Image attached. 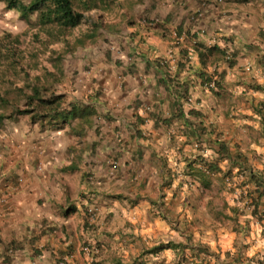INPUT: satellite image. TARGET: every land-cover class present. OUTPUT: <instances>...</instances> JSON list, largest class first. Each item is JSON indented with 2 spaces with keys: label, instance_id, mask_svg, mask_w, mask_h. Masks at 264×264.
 I'll return each mask as SVG.
<instances>
[{
  "label": "crops",
  "instance_id": "0c3cea01",
  "mask_svg": "<svg viewBox=\"0 0 264 264\" xmlns=\"http://www.w3.org/2000/svg\"><path fill=\"white\" fill-rule=\"evenodd\" d=\"M186 2L159 10L155 24L134 20L118 28L119 36L110 37L104 52L91 61L90 71L75 76L66 102L92 107L95 115L75 117L50 133L38 134L33 127L31 135L42 151H0V264H62L61 258L66 264H80L76 248L87 236L105 246L100 264L142 259L145 242L156 246L158 238L172 233L167 221L175 201L187 199L189 205L188 197L197 190L196 182L183 175L186 161L199 154L207 162H217L222 171L228 168L205 148L204 141L216 134L232 154L239 151L264 174V135L254 112L257 104H264V0ZM198 2L201 19L191 23L187 17L200 10ZM195 43L225 49L235 64L229 67L217 60L203 69L192 49ZM181 50L186 51L184 58ZM201 71L223 72L218 96L201 87ZM179 86L192 100L189 106L186 99L180 100L190 121L186 124L182 116L176 117L173 92ZM191 108L200 116H187ZM201 121L211 136L201 135ZM12 133L9 141L26 134V129ZM236 172L221 189L229 191V206L241 207L240 195L252 186L240 187L244 178ZM219 178L211 177L214 186ZM87 204L93 210L90 220L98 227L88 234L83 228ZM261 204L264 209V198ZM178 212L179 220H191L186 210ZM122 218L137 224L125 230L129 234L119 225L114 228V221ZM247 219L250 237H260L264 220L259 225L248 211L240 216ZM215 232L219 239L229 237L230 246L219 243L235 252L233 241L241 235L233 230L225 235L220 234L223 229ZM67 249L73 252L60 257ZM103 252L117 253L120 261L111 263ZM169 252L165 249L152 260L160 257L162 264H172ZM246 256L263 260V239L249 244Z\"/></svg>",
  "mask_w": 264,
  "mask_h": 264
},
{
  "label": "rangeland",
  "instance_id": "374dc122",
  "mask_svg": "<svg viewBox=\"0 0 264 264\" xmlns=\"http://www.w3.org/2000/svg\"><path fill=\"white\" fill-rule=\"evenodd\" d=\"M186 1L189 2V0ZM214 1L215 3H211L212 5H222L225 2V0L220 3H217L216 0ZM179 2L180 0H105L104 6L100 5L98 8L88 12L82 11L84 15L83 23L67 33L64 36V41L52 43L47 33L36 23L35 15L30 18L28 23L24 22L19 19L17 12L7 11L3 0H0V97L6 99L8 104L12 106L18 104L20 90L28 93L32 85H44L49 88V94H62L64 95V100L68 101V89L72 87L75 76L79 72L87 74L90 71L91 61L93 59L94 61L97 60L99 55L104 52L105 44L108 45L110 37L113 38L119 34L121 30L118 28H124L125 25L134 20L140 21L143 25L155 24V20H159V10L167 9L171 7L169 6L171 4L174 7V4ZM181 2L183 3V1ZM206 3L204 7L207 6ZM198 4H200V10L187 17L191 23L201 19L199 17L201 2H198ZM186 6L188 5L185 4L182 7ZM96 22L100 23L98 24L100 28L97 31L98 38L92 42L85 41L81 47H74L75 40L81 38L83 34H87L93 23ZM117 30L119 31L118 33H116ZM228 53L227 55L231 59L232 55ZM19 105L21 104L19 103ZM33 127L40 134V127L31 125L28 117H20L17 123H4L3 126H0V151H42L41 145L36 142V137L31 135L33 134L31 132ZM18 128L26 129V134L13 136L11 141H9L10 134L13 135L12 131L14 130L15 132ZM51 129L52 127L44 128L47 133L52 132ZM48 136L50 135L48 134ZM232 178L226 179L224 183L229 185ZM221 187L222 185L219 182L210 191H193L188 197L190 204L186 205L187 199L183 202L184 207L187 206L186 209L182 207L183 203L177 199L175 204H173V214L168 216L167 221L172 233L164 237L163 240L158 238V244H169L174 247L181 243L195 248L198 245H202L207 247L211 253L217 255L220 262L224 263L225 253H232V251L226 250L224 245L221 246L219 240L223 244L227 242V246H230V239L229 237L219 239V233H216L215 230L223 229V233L220 234L225 235L224 232L229 233L234 230V222L224 217V215L230 214V210L226 206H229L231 199L228 195L229 191L223 190ZM86 206V209L89 210L88 207L90 205L87 204ZM178 209L186 210L190 214L191 220H179L181 212H178ZM89 211L84 212L86 221H83V228L87 230V234L94 231L93 227H97L96 224H92ZM192 215L197 216V218H193ZM184 216L187 215L184 214ZM92 219L95 222L99 220L96 217ZM125 221L124 218L115 220L114 228L119 225V228H124L123 231L129 234L132 230L131 227H136L137 224L133 225L130 222L128 224V221L124 224ZM128 229L130 231L126 232L125 230L128 231ZM104 233L103 231L100 232V237ZM240 235L237 240L238 247H243V254L240 258L241 263L251 264L257 261V264H264V259L260 260L258 258L255 260L254 257L246 256L249 244H259L260 240L263 239V235L261 234L260 237L256 236L255 239H252L250 234ZM187 236L190 237V241L186 239ZM91 239L88 236L82 238L81 243L76 248L77 259L80 264H100L98 258H101V251L105 246L103 243L93 242ZM247 241L248 243H246ZM150 242H145L142 249H149L150 246L148 245ZM235 242L236 240L233 241V246ZM72 252L67 249V252L62 253L60 257L67 256ZM169 253L174 260L172 264H216L212 256L204 257L202 254L192 252L186 247H181V250H178V248L176 250L171 249ZM103 254L111 263L120 261L118 260L119 256H116L117 253L103 252ZM232 254H235V252ZM153 257L155 256L147 255L142 259L147 264H162L160 257L156 261L152 260ZM121 261L122 264H130L131 262V260L128 262L126 259ZM61 263L66 264V261L61 258Z\"/></svg>",
  "mask_w": 264,
  "mask_h": 264
},
{
  "label": "trees",
  "instance_id": "16d2710c",
  "mask_svg": "<svg viewBox=\"0 0 264 264\" xmlns=\"http://www.w3.org/2000/svg\"><path fill=\"white\" fill-rule=\"evenodd\" d=\"M5 9L7 11H15L18 14L20 20L29 22L32 16H36V23L43 31L47 33L52 43L58 41H64V36L75 28L79 27L84 21V15L82 11L88 12L98 8L100 5H105V0H3ZM140 2V1H139ZM100 23H93L90 31L83 34L81 38L75 40L74 47H81L85 41H94L98 38V26ZM73 46V45H72ZM192 49L197 54L199 63L206 69L207 64L210 65L217 61L223 60L229 67H232L235 62L233 61V55L231 59H227V53L225 49H221L217 46L205 47L202 44H193ZM181 57L186 56V51H180ZM50 75V74H49ZM200 78L201 87L208 89L213 95L218 96L222 86L220 84L223 77V72L207 74L206 71H201L198 74ZM213 83V87H205ZM254 90L262 91L263 89L258 85H252ZM175 101L176 105V117L182 116L184 122L188 121L185 117L180 100H185L187 95L186 88L181 86L177 87ZM181 89V90H180ZM49 88L44 85H32L28 93L19 91L18 104L10 106L6 99L0 97V126L4 121H17L20 117H28L31 125H38L41 130L45 127L60 128L68 124L73 118L79 117L86 119L95 115V111L92 107H87L83 104L77 105L76 103L66 102L64 95L50 93ZM19 103L21 105H19ZM255 114L260 116V122L262 125V133L264 135V104L259 103L254 108ZM187 116H200L195 109L191 108L187 111ZM202 118V115H201ZM207 127L204 126L201 121V135L207 134L211 136V131L207 132ZM219 134H216L214 139L207 138L205 142V148L212 150L216 159L219 161H226L229 166L222 171L217 162H207L203 159L202 155L196 154L193 158L186 161L183 170L184 176H189L197 184L196 188L199 192H207L213 189L214 184L211 180L212 176L220 175L218 183L222 184L223 181L233 176L234 169L237 172L234 175H241L244 179L240 182V187L252 186V189L246 191L245 194H241L238 201L240 206H226L230 210L229 215H224L228 220L234 222V230L238 234L245 236L250 232L249 220L240 221V216H245L248 211L251 218L254 219L259 225L264 220V209H262V199L264 198V174L261 171L254 170L247 158L239 151L234 154L229 151L228 146L223 141L219 140ZM203 144V142H201ZM62 170H65L62 169ZM231 192V191H230ZM153 206L159 209L158 203H153ZM163 213V212H162ZM161 213L163 218L164 215ZM223 214V213H222ZM166 220V218H165ZM263 235L264 243V229L261 231ZM190 237L186 239L190 241ZM239 239V238H238ZM234 244L235 254L229 252L225 253L224 263L220 262L219 257L211 253L207 247L198 245L197 248L191 245H183L178 243L176 246L171 247L169 244H157L156 246L149 247V249L142 250L139 257L142 258L147 255H157L165 249L181 250V247H186L192 252L200 253L204 257L212 256L216 264H242L240 258L242 257L243 247H238V240L235 239ZM198 256V255H197ZM184 262V261H183ZM130 264H147L143 259L133 258Z\"/></svg>",
  "mask_w": 264,
  "mask_h": 264
},
{
  "label": "built area",
  "instance_id": "2783aa9c",
  "mask_svg": "<svg viewBox=\"0 0 264 264\" xmlns=\"http://www.w3.org/2000/svg\"><path fill=\"white\" fill-rule=\"evenodd\" d=\"M217 1V3H220V2H222L223 0H216ZM228 56V55H227ZM230 57L228 56L227 57V59H229ZM247 68H249V69H251V66H248ZM263 77H264V75H263ZM205 87H210V88H212L213 87V83L211 82L209 85L207 84V85H204ZM191 102H192V100H191V98H187L186 99V101H185V103L189 106V105H191ZM113 165H115V164H113ZM89 213L91 214V216H93L92 215V213H93V210L91 209L90 211H89Z\"/></svg>",
  "mask_w": 264,
  "mask_h": 264
}]
</instances>
